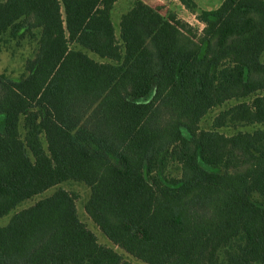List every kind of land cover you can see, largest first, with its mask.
<instances>
[{
  "label": "trees",
  "instance_id": "obj_1",
  "mask_svg": "<svg viewBox=\"0 0 264 264\" xmlns=\"http://www.w3.org/2000/svg\"><path fill=\"white\" fill-rule=\"evenodd\" d=\"M117 1L0 0V42L39 29L26 75L0 74V217L75 180L93 223L137 261L264 264V129H240L264 125V27L241 0L201 11L199 34L136 0L118 39ZM0 264L136 263L59 188L0 225Z\"/></svg>",
  "mask_w": 264,
  "mask_h": 264
},
{
  "label": "rangeland",
  "instance_id": "obj_2",
  "mask_svg": "<svg viewBox=\"0 0 264 264\" xmlns=\"http://www.w3.org/2000/svg\"><path fill=\"white\" fill-rule=\"evenodd\" d=\"M136 0H118L112 6L110 11L111 21L114 26L115 35L119 39V21L126 11H128L134 4ZM144 3L160 8L163 14L173 13L176 17L182 21L189 23L194 32L199 34L204 26V24L197 18V15L203 10H212L217 8L222 0H188L189 6L185 5L182 0H141ZM240 9L245 11L253 20H255L259 25L264 27V0H241L239 3ZM39 37V29L35 28L30 32L20 30L16 35H11L10 31H6L1 36L0 42V74L11 79H19L26 75V61L32 59L36 48L37 41ZM203 49V46H202ZM91 58L102 61L97 55L91 53L90 51H85ZM264 58V55H263ZM237 101L231 100L224 103L220 107L210 110L201 120L200 126L202 128H209L212 124L213 118L217 113L225 109ZM255 127H260L264 129V125H254V126H244L241 130H251ZM225 133H232V128H223ZM169 173L172 176H178V170L176 166H169ZM62 188L68 191L74 198L76 211L78 218L82 221L88 229H90L96 236L98 242L102 245L114 248L119 253L123 254L125 258L133 261L136 264H144L140 261L133 259L132 257L123 253L118 247L114 246L98 227L93 223L90 217L85 211V203L89 197L90 190L82 182L75 180L63 181L53 187L46 189L41 194H38L31 199L21 202L14 211L20 210L22 208L28 207L35 203L38 199L46 197L52 194L55 190ZM8 213L0 217V225H5L13 212Z\"/></svg>",
  "mask_w": 264,
  "mask_h": 264
}]
</instances>
